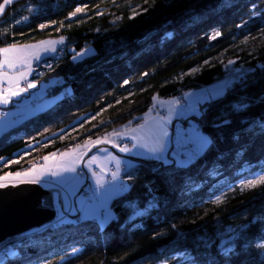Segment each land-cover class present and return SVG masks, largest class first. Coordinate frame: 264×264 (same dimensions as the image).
<instances>
[{
  "label": "trees",
  "instance_id": "1",
  "mask_svg": "<svg viewBox=\"0 0 264 264\" xmlns=\"http://www.w3.org/2000/svg\"><path fill=\"white\" fill-rule=\"evenodd\" d=\"M60 37L64 54L30 78L54 79L58 100L0 134V176L132 126L158 97L230 84L190 112L211 139L202 154L136 158L108 223L69 214L1 244L15 253L3 264H264V183L244 187L264 177V0H12L0 12V48ZM28 90L32 105L3 109L37 106Z\"/></svg>",
  "mask_w": 264,
  "mask_h": 264
},
{
  "label": "crops",
  "instance_id": "2",
  "mask_svg": "<svg viewBox=\"0 0 264 264\" xmlns=\"http://www.w3.org/2000/svg\"><path fill=\"white\" fill-rule=\"evenodd\" d=\"M38 52L40 56L43 57L47 56L42 51H38ZM22 70L23 69L19 67V69H16L15 71L6 70V72H8L9 75H13L15 72ZM28 75L29 74L26 75V78L28 77ZM22 81L23 80L19 81V84H22ZM8 86L9 85L7 80H5L2 85H0V87H3L4 89H7ZM51 86L52 85L47 86V91H46L47 93L49 92V88ZM37 95L34 93L31 96H37ZM31 98L32 97H29L28 99L30 100ZM57 98H58L57 96L47 98L41 101L38 105L40 106L41 104L44 105L46 104L45 102L51 105L54 102L53 100ZM169 99L163 100L157 98L155 100L154 107L152 108L153 110L151 112L149 111L147 112L148 123H151L153 121L160 123L163 125L164 130L167 132V136L164 137V145H165L164 159L155 158L156 156L161 155L160 153H152L149 151V149L153 146L151 143L148 144V148L137 147L133 149L131 152L120 151V147L123 146L120 145H119L120 147L115 146L118 145L117 140L119 139H124V138L130 139L132 141V144L128 146L129 148H132L133 144L138 143V141L132 140L131 136L140 135V133H132L131 131H129L127 136L111 137V140L114 141V143L103 142L100 144H93L92 146H90L88 150H83L82 148L68 149L64 152H70L71 154L69 156L62 157L61 154H59L56 155L55 157H50L47 162L44 161L42 165L36 167L35 170H33L28 175H24V173L28 172L29 170L25 172H20L21 176L19 177H15V178L9 177L7 180L17 185L22 183H37L46 190H53L54 191L53 200H54V207L56 212L55 220H62L70 214L71 216H76L81 219H88V218L96 219L100 223L104 224L113 217V211H112L113 200L116 197L122 195L128 188L127 183L124 181L123 174L126 169L135 166L137 162L136 158H153L163 162H170L174 160L180 164H187L191 162L193 159H195V157L202 154L209 146L210 143H208L205 147L201 148L200 139L202 137L207 138L210 142L211 139L202 132V130L197 125L194 117L191 116V113L187 112L188 111L187 108L189 109V108L198 107L196 105L197 104L196 96L192 92H189V94L186 96L184 101H182L184 103H178V104L172 103V101H174L175 99L172 100ZM12 102H18V101L14 99L12 100ZM12 102H10L9 105H11ZM23 104H27V103H23ZM156 104H157V108L155 107ZM43 108L46 107H41V109L39 108L36 112L42 110ZM19 110L21 109L20 108L15 109V111H19ZM158 110H163L164 114L160 115L158 113L159 112ZM6 116L7 115H5V117L0 119V124L6 118ZM144 118L145 115L140 122L132 126L129 125L128 128L129 129L135 128L137 124L145 123ZM191 121H193L198 127L196 126L195 128H193L194 123L192 127H187ZM118 131H122V129ZM181 132L182 134H180ZM186 138L187 139L189 138L190 142L188 143V145H186V147H184V142ZM77 154L81 155L82 158L75 159V156ZM92 157H95L96 159L93 161L91 159ZM185 157H187V159H185ZM117 159L120 161L117 177L114 181H109L108 180L109 167L113 165L116 166ZM73 160H75V163L71 164V161ZM45 164H47L48 168L51 169L52 171H61L62 176L40 177L39 178L40 182H33L34 180L37 179L41 166ZM69 164H71L72 167L76 168L75 172L62 171V168L60 166L69 165ZM80 168H84L85 171L88 173V175L80 174L79 173ZM94 168L98 169V172H96L95 175H93L94 172H92ZM61 179L64 180L63 184H59V183L53 184L51 182H48L53 180L58 181ZM97 179L100 180V185H102L103 188L108 189L107 194L105 195L103 201L97 202L93 194L90 199L88 200L84 199L81 195V192L83 187L87 183L92 184L94 186V190L100 188V186H98L96 183ZM98 194L99 192H97V195ZM65 199H67L69 205L68 210H64L63 208ZM81 201L87 203L89 211L85 212L80 210ZM105 209H107V211H105Z\"/></svg>",
  "mask_w": 264,
  "mask_h": 264
},
{
  "label": "snow or ice",
  "instance_id": "3",
  "mask_svg": "<svg viewBox=\"0 0 264 264\" xmlns=\"http://www.w3.org/2000/svg\"><path fill=\"white\" fill-rule=\"evenodd\" d=\"M12 0H3V3H0V12H3L4 8L6 5L11 4ZM81 8H76V10L73 13H70L71 16H75L77 13L81 12ZM41 28L45 27V25H40ZM247 39V38H246ZM64 37H60L59 41H42L39 44L36 45H27L23 47H18L17 45H9L3 48H0V85L3 84L5 80L8 82V88L4 89L3 87H0V103H8L9 99L11 96H18L20 95L21 92L26 91L28 88H35L37 85L34 82H27L26 88H20L19 87V81L25 80L26 75L31 71V63L29 60V57L39 59L37 56V52L43 48L45 52L47 51H55V45L57 43H63ZM91 52V49H84L81 50V52L77 53L73 59L77 60L80 59L87 54ZM229 63H233V61H229ZM17 65H19L23 70L15 72L13 75H9L8 72L4 71L5 68L7 69H16ZM192 71H196V69H193ZM19 89V91H13V88ZM8 94L7 96L5 94ZM211 95V94H210ZM155 99V97H154ZM174 104H178L179 100H174L172 101ZM153 109L150 108L149 112H151ZM0 115H7L4 113H0ZM145 123L143 124H137L135 128H128V125L132 123V121L128 122V125L121 126L122 131H117L116 129H113L111 133H106L105 136L101 138H97V140L92 141L91 137L89 136L88 139L85 140L84 142V147H86L90 142L92 144H100L103 142H108V143H114V141L111 140V137H124L127 136L129 131L132 133H140V135H132L131 139L138 141L137 144H133L132 148H129L127 145L120 147L119 145H115L117 147H120V151L122 152H131L133 149L137 147H143V148H148V144L151 143L153 146L149 149L150 152L152 153H160L161 155L156 156L155 158L157 159H164V137L167 136V132L164 130L163 125L160 123H157L155 121L148 123V113H145ZM210 141L207 138H201L200 139V146L201 148L205 147ZM82 146L81 145H76V149H80ZM71 153L70 152H64L61 153L62 157H67ZM50 156L55 157L56 153H51ZM82 156L77 154L75 156V159H81ZM3 158H0L2 160ZM46 162L49 160V156H45L43 158ZM93 161L96 159L95 157L91 158ZM187 159V157H185ZM18 161H8L7 163H17ZM75 160L71 161V164H74ZM71 164L69 165H61L60 167L62 168L63 172H75L76 168L72 167ZM116 166H117V172L112 173V178L113 180L116 179L117 173L119 171V166H120V161L117 159L116 160ZM36 166L33 165L32 168L29 169L28 172L24 173V175H28L31 173L33 170H35ZM95 175V173H93ZM21 176L20 172H16L15 174L13 173H6L5 176H0V181H4L8 179L9 177H19ZM60 177L62 176L61 171H52L51 169L48 168L47 164L41 166L39 170V174L37 176V179L34 180L33 182H40V177ZM53 184H63L64 180H53V181H48ZM97 185L100 186V188L94 190V197L97 202L103 201L105 195L107 194L108 189L103 188L102 185H100V180L97 179L96 181ZM257 183H264V177H260L259 180H252L248 181L244 187H255ZM6 185L3 183H0V187H5ZM97 192L99 194L97 195ZM220 197H216V200L214 201L215 203H220ZM68 202L67 199H65L63 208L64 210H68ZM80 210L81 211H89L88 205L86 202L81 201L80 202ZM107 211V209H105ZM62 215V214H61ZM230 251V249H227ZM79 251L78 249H73V252ZM15 253L11 249H4L0 250V264H3V259L6 257H9L11 255H14Z\"/></svg>",
  "mask_w": 264,
  "mask_h": 264
},
{
  "label": "water",
  "instance_id": "4",
  "mask_svg": "<svg viewBox=\"0 0 264 264\" xmlns=\"http://www.w3.org/2000/svg\"><path fill=\"white\" fill-rule=\"evenodd\" d=\"M53 194L37 183L0 187V244L53 222Z\"/></svg>",
  "mask_w": 264,
  "mask_h": 264
},
{
  "label": "rangeland",
  "instance_id": "5",
  "mask_svg": "<svg viewBox=\"0 0 264 264\" xmlns=\"http://www.w3.org/2000/svg\"><path fill=\"white\" fill-rule=\"evenodd\" d=\"M42 41H59V38H53V39H45V40H42ZM42 41H39V42H36V43H32V44H25V45H17L18 47H23V46H27V45H36V44H39L40 42H42ZM64 43H65V39H64V41H63V43H57L56 45H55V51L53 52V51H47V52H45L44 50H43V48H41L39 51H42L43 53H45L47 56H40L38 53L39 52H37V55H38V57H39V60L41 61V60H43V59H45V58H47V57H50V56H53V55H55L57 52H58V50L64 45ZM6 47V46H5ZM91 51H92V49H91ZM29 60H30V63H31V71L28 73L29 75H28V79H30L31 77H32V71H33V68H34V62H35V58H32V57H29ZM19 65H17V68L16 69H19ZM16 69H12V70H10V69H7V68H5L4 69V71H6V70H8V71H15ZM239 70H237V71H235V72H238ZM232 79H233V77H232ZM53 81H54V79H52V80H50V81H42L41 83H40V86H39V83H37L36 81H33L37 86L35 87V88H30V89H32L33 90V92L39 97H42L43 96V98L41 99V101H43V100H45V99H47V98H50V97H56V95H47V86L48 85H51L52 83H53ZM230 84V80L229 79H226V80H223V81H220V82H218V83H216V84H214V85H212V86H206V87H203V88H200V89H195V90H192V91H190V92H192L195 96H196V98H197V106L198 107H194V108H200L201 106V103H204L205 101H207V100H210V99H213V98H217V97H220V96H222V95H224L225 93H226V91H227V88H228V85ZM19 87L20 88H26V87H24L22 84H19ZM13 91H19V89H17V88H13L12 89ZM28 93H29V90L27 89L26 91H24V92H21L20 93V95H18V96H11L10 97V99H9V102L8 103H0V105H1V107H2V109L0 110V113L1 112H4V113H7V116H6V118L2 121V123L0 124V134L1 133H3V132H5L7 129H10L11 127H14V125H16L17 123H19V122H21V121H23L24 119H26V118H28V117H30L31 115H34V113H36V111L40 108L41 109V107H47L48 105H49V103H47V102H45L46 104H44V105H42L41 104V106L40 105H38V106H31V108L29 109V110H27V111H25V110H19V111H15V110H11V109H3V108H5V107H7V106H9V104H10V102H12V100H16V101H18V103L20 104V107H22V105H23V103H27V104H29V105H32L31 104V102H30V100L28 99L30 96H28ZM211 94V95H210ZM6 96L8 95L7 93L5 94ZM61 97V96H60ZM191 97V96H190ZM189 97V98H190ZM158 98H160V99H163V100H168L169 98H163V97H158ZM24 100V101H23ZM56 100V99H55ZM55 100H53V101H55ZM58 100V99H57ZM56 100V101H57ZM169 100H172V99H169ZM55 101V102H56ZM54 102V103H55ZM179 103H184V102H182V101H180ZM51 104V103H50ZM39 107V108H38ZM155 107L157 108V104L155 105ZM38 108V109H37ZM194 108H187V112H191V111H194L193 109ZM195 113H196V111H195ZM197 113H200V111H197ZM1 116V115H0ZM2 117H0V119H1ZM193 121H191L190 122V124L187 126V127H192L193 126ZM197 125L194 123V127L193 128H195ZM10 127V128H9ZM198 127V126H197ZM180 134H182V132L180 133ZM125 139H127V138H124V139H119V140H125ZM118 141V140H117ZM190 142V140H189V138L187 139L186 138V140H185V142H184V147H186V145H188V143ZM84 145V144H83ZM82 145V149L83 150H88L89 148H90V146H92L93 144L90 142L86 147H84ZM40 165H42V164H40ZM36 167H38L37 166V164L35 165ZM95 169V168H94ZM93 169V170H94ZM80 170V169H79ZM93 170H92V172H93ZM98 172V171H97ZM94 173H96V172H94ZM109 174H110V169H109ZM109 176V175H108ZM109 180V179H108ZM114 181V180H113ZM0 183H3V184H5L6 186H9V185H17V184H15V183H12V182H9L7 179L6 180H4V181H0ZM5 186V187H6ZM92 197V196H91ZM90 197V198H91ZM89 198V199H90ZM106 223H108V222H106Z\"/></svg>",
  "mask_w": 264,
  "mask_h": 264
},
{
  "label": "built area",
  "instance_id": "6",
  "mask_svg": "<svg viewBox=\"0 0 264 264\" xmlns=\"http://www.w3.org/2000/svg\"><path fill=\"white\" fill-rule=\"evenodd\" d=\"M63 54H64V51H63L62 49H59L58 52H57L55 55L51 56V57H52V58H59V57H61ZM51 62H52V59H49V58H47V59H43V60H41V61H40L39 59H36L35 62H34V68H33V70H34V69H37V68H42L43 66H47V65L50 64ZM27 82H30V79H28V77H27L25 80L22 81V85H23L24 87H26ZM24 108H27V107L25 106ZM158 113L161 115V114H163V111H159ZM92 141H94V140H92ZM117 143H118V145H120V146H125V145L130 146V145L132 144V141H131L130 139L127 138V139H125V140H118ZM38 165H40V163L37 164V166H38ZM109 169H110V174H109V176H108V179H109V181H113L112 173L116 172V170H117V169H116V166H114V165H113V166H110ZM97 171H98L97 168H95V169L93 170V172H97ZM79 173H80V174L88 175V173L85 171L84 168H80ZM62 189H63V188H62ZM93 191H94V186H93L92 184L87 183V184L83 187L82 192H81V195H82V197H83L84 199L88 200V199L92 196ZM0 245H1V244H0ZM4 249H11V250H12V246L5 247V248H3V249H1V250H4Z\"/></svg>",
  "mask_w": 264,
  "mask_h": 264
}]
</instances>
